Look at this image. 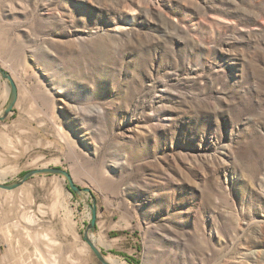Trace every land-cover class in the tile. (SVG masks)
Returning a JSON list of instances; mask_svg holds the SVG:
<instances>
[{
  "label": "rangeland",
  "instance_id": "374dc122",
  "mask_svg": "<svg viewBox=\"0 0 264 264\" xmlns=\"http://www.w3.org/2000/svg\"><path fill=\"white\" fill-rule=\"evenodd\" d=\"M0 67L1 183L69 172L120 264H264V0H0ZM87 202L0 189V264H100Z\"/></svg>",
  "mask_w": 264,
  "mask_h": 264
},
{
  "label": "water",
  "instance_id": "95a60500",
  "mask_svg": "<svg viewBox=\"0 0 264 264\" xmlns=\"http://www.w3.org/2000/svg\"><path fill=\"white\" fill-rule=\"evenodd\" d=\"M0 77L5 82H7L8 91H9L7 102L4 105L3 109L0 111V123H1L5 121L8 118V116L12 113V110L18 100V89H17V85L13 80V77L1 67H0ZM43 175L57 176L62 178L63 180L66 181V184L70 192L75 196H79L80 198H84V196L90 197V202H87V206L90 209V220L83 229L82 238L100 264H112L108 260V257L105 256L104 252H102L101 249L98 248V246L93 240V235L96 230V218H97L96 199L92 195L90 189L82 188L76 185L69 172L57 167L36 168L25 172L18 179L14 180L11 183L0 182V189L4 191H14L19 187H21L22 185H24L28 180L36 176H43Z\"/></svg>",
  "mask_w": 264,
  "mask_h": 264
},
{
  "label": "bare ground",
  "instance_id": "6f19581e",
  "mask_svg": "<svg viewBox=\"0 0 264 264\" xmlns=\"http://www.w3.org/2000/svg\"><path fill=\"white\" fill-rule=\"evenodd\" d=\"M108 260H109L112 264H120L119 261L116 260V259L108 258Z\"/></svg>",
  "mask_w": 264,
  "mask_h": 264
},
{
  "label": "trees",
  "instance_id": "16d2710c",
  "mask_svg": "<svg viewBox=\"0 0 264 264\" xmlns=\"http://www.w3.org/2000/svg\"><path fill=\"white\" fill-rule=\"evenodd\" d=\"M24 173H25V172H24ZM24 173H22V174H24ZM22 174H21V175H22ZM71 194H72V193H71ZM72 195L75 197V195H74V194H72Z\"/></svg>",
  "mask_w": 264,
  "mask_h": 264
}]
</instances>
